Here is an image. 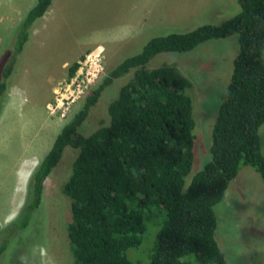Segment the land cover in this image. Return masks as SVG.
<instances>
[{
	"label": "trees",
	"instance_id": "trees-1",
	"mask_svg": "<svg viewBox=\"0 0 264 264\" xmlns=\"http://www.w3.org/2000/svg\"><path fill=\"white\" fill-rule=\"evenodd\" d=\"M52 1L36 0L17 24L1 70L0 99L34 22ZM238 3L240 10L218 24L152 36L91 88L31 172L19 214L0 231V255L27 229L40 207L45 179L72 147L77 153L62 191L70 201L67 236L74 264H193L185 259L191 253L196 264H226L215 239L214 206L241 166L264 181V0ZM231 35L237 53L212 124L210 159L183 189L194 156L192 83L175 63H148L160 52L189 51ZM77 67V62L69 66L68 77ZM127 73L131 76L107 106V123L87 135L79 132L105 87ZM145 219L153 222V241L133 261L129 250L143 243Z\"/></svg>",
	"mask_w": 264,
	"mask_h": 264
},
{
	"label": "rangeland",
	"instance_id": "rangeland-1",
	"mask_svg": "<svg viewBox=\"0 0 264 264\" xmlns=\"http://www.w3.org/2000/svg\"><path fill=\"white\" fill-rule=\"evenodd\" d=\"M35 1L0 0V79L17 24ZM50 6L34 22L0 99V231L19 214L31 172L60 128L113 66L138 53L152 36L218 24L240 10L238 0H53ZM236 53V36L231 35L206 40L189 51L160 52L148 63H175L192 83L188 93L195 121L194 156L183 189L210 159L212 124ZM73 62L78 67L68 77ZM94 64L99 71L93 80L82 82ZM130 76L105 87L79 132L87 135L107 123V106ZM260 136L264 148V123ZM76 153L66 147L44 181L40 207L0 255V264H74L67 236L70 201L62 186ZM214 212L215 239L226 264H264V181L252 168L240 167ZM145 222L143 243L129 250L133 261L144 256L153 241V222ZM195 258V253L185 257L193 264Z\"/></svg>",
	"mask_w": 264,
	"mask_h": 264
},
{
	"label": "built area",
	"instance_id": "built-area-1",
	"mask_svg": "<svg viewBox=\"0 0 264 264\" xmlns=\"http://www.w3.org/2000/svg\"><path fill=\"white\" fill-rule=\"evenodd\" d=\"M89 55H90V54H89ZM89 55H87V57H88ZM93 59H95V58H93V54H92V56L89 57V66H91L90 63H91V61H93ZM91 67H92V66H91ZM95 69H97V68H95V64H94V67H93V68H90V67H89V68L86 70L85 77L81 78V81L83 82L84 80H85V81H91V80H93V78L95 77L96 73L99 71V70H97V71L95 72V71H94Z\"/></svg>",
	"mask_w": 264,
	"mask_h": 264
},
{
	"label": "bare ground",
	"instance_id": "bare-ground-1",
	"mask_svg": "<svg viewBox=\"0 0 264 264\" xmlns=\"http://www.w3.org/2000/svg\"><path fill=\"white\" fill-rule=\"evenodd\" d=\"M58 92V91H57ZM49 107V106H48Z\"/></svg>",
	"mask_w": 264,
	"mask_h": 264
},
{
	"label": "crops",
	"instance_id": "crops-1",
	"mask_svg": "<svg viewBox=\"0 0 264 264\" xmlns=\"http://www.w3.org/2000/svg\"><path fill=\"white\" fill-rule=\"evenodd\" d=\"M51 7V6H50Z\"/></svg>",
	"mask_w": 264,
	"mask_h": 264
}]
</instances>
